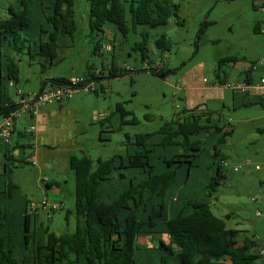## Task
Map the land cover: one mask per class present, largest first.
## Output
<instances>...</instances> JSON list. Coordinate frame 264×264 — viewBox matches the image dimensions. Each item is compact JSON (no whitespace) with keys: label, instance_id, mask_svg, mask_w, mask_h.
I'll return each instance as SVG.
<instances>
[{"label":"trees","instance_id":"obj_1","mask_svg":"<svg viewBox=\"0 0 264 264\" xmlns=\"http://www.w3.org/2000/svg\"><path fill=\"white\" fill-rule=\"evenodd\" d=\"M76 1L16 0V8L7 9V18L0 19L1 90L4 83L18 82L15 56L26 53L31 60L43 58L48 63L57 58L63 48L61 42L71 40L77 31ZM85 1L91 32L103 33L108 25L123 37L139 32L141 41L135 49L140 51L142 62L148 52L145 28L165 26L177 10L172 0ZM155 45L166 50L165 35ZM99 50L95 45L92 54ZM121 64H109L107 80L134 72L124 70ZM162 67L148 71L163 78L170 71ZM90 68L87 74L93 75L95 70ZM67 80L51 82L59 85ZM252 104L247 101L242 106ZM13 107L12 102L1 101L0 117ZM116 108L121 119L127 116L121 105ZM209 129L216 162L212 160L205 168L211 169L212 176L204 188L213 191L224 179L225 161L218 154L219 146L232 129L224 131L225 125L220 126L211 111L187 110L163 123L158 131L137 135L135 142H128L135 148L130 154L98 158L94 167L87 156L69 157L68 167L74 173V208L65 219L73 214L75 228L61 235L38 222L43 210L30 213L32 201L23 197L13 182L14 169L29 163L6 154L10 167L4 163L0 168V264H253L260 255L251 253L246 242L239 245L237 231L227 228L206 200L193 199L185 190L190 170L196 167L206 143L196 138ZM218 133L223 134L219 139ZM185 169L186 173L182 171ZM42 182L45 190L48 180ZM55 203L57 208H49V212L63 208L61 202ZM44 212L49 222L50 214L47 209ZM141 238L155 239L157 245L140 244Z\"/></svg>","mask_w":264,"mask_h":264},{"label":"rangeland","instance_id":"obj_2","mask_svg":"<svg viewBox=\"0 0 264 264\" xmlns=\"http://www.w3.org/2000/svg\"><path fill=\"white\" fill-rule=\"evenodd\" d=\"M261 1L172 0L177 10L172 12L167 24L145 28L148 52L142 62L140 51L135 49V44L141 41L139 32H130L123 37L113 25H108L103 33L91 32L88 4L85 0H77L74 9L77 31L71 42L67 38L71 45L66 54L85 53L96 67L101 61L109 63L113 59L134 72L110 79L104 94L79 92L72 95L70 102H74L78 111L77 125L83 131L79 134V151L75 152V156H87L94 167L98 158L105 160L115 154H130L135 148L128 142H135L137 135L154 133L163 123L181 117L187 111V103L180 84L182 77L189 72L198 69L199 78L206 81L205 85L216 80V73L221 78L227 74V83L240 78L236 67L221 63L218 71V63L226 56L246 58L242 57L245 51L250 58L258 54L263 35L254 31V25L257 20L258 23L263 22L261 6L256 7ZM16 6V0H0V19L7 18V9ZM161 35L166 37V50H160L155 45ZM100 38L103 46L107 49L109 46L110 51H102V56L98 57L92 51ZM15 59L18 89L23 93L38 92L41 72L38 62L43 58L31 60L25 53L15 56ZM154 67L170 72L161 78L148 71ZM143 68H147L146 71H141ZM3 85L0 94L2 92L14 98L15 88L9 84L6 86V83ZM117 104L127 113L124 117L126 123L120 125V131L115 126L119 115ZM207 111L217 114L215 118H219L220 126L225 125L224 131L232 129L219 146L218 154L225 161L224 179L213 191L204 188L208 177L212 176L211 169L205 168L212 160L216 162L212 147L214 141H207L203 144L196 167L190 170L185 190L193 199L206 200L213 213L225 221L226 227L237 231V241L240 244L246 242L251 253L260 255L253 264H264V255L260 254H264V133L259 131L264 125V111L258 105H234L229 90H225L223 105L218 101L209 102ZM102 114L111 120V130L100 131V127L108 126V121L102 124ZM98 135L101 139L97 138ZM222 136L221 133L217 135L218 139ZM198 139L204 143L203 136H198ZM182 171L186 173V169ZM13 172V182L21 195L34 204L45 199L42 191L45 177L58 183L59 195L52 196L57 198L54 202H62L63 208L49 212V201L53 199L48 193L47 211L51 219L48 222L47 212L42 211L39 212L38 222L48 226L49 231L56 235L72 233L74 216L69 214L67 219L65 216L74 208V173L71 170L55 171L52 175L45 170L39 173L31 164L17 167ZM161 238L166 240V236ZM138 242L148 247L157 245V241L150 238H141Z\"/></svg>","mask_w":264,"mask_h":264},{"label":"crops","instance_id":"obj_3","mask_svg":"<svg viewBox=\"0 0 264 264\" xmlns=\"http://www.w3.org/2000/svg\"><path fill=\"white\" fill-rule=\"evenodd\" d=\"M261 5H264V0H262L256 7L259 8ZM254 31L260 34L258 20L255 22ZM65 42H67V40H65ZM102 42L103 41L101 38L98 39L96 46L103 52L108 53L110 51V47L108 46V49L105 48L106 46H103ZM263 43L264 39H262L260 50L254 58H250L247 51H245L246 53L242 54V57H246L243 59L235 58V56H226L221 58V61H225L224 63H229L231 68H237L240 78H237L236 81H243L246 79H248L250 82L257 81L260 75V69L259 67L251 68L250 64L258 61L262 54ZM69 45L71 44L68 42H61V46L63 48L58 53L57 58L52 60L51 63H48L44 59L38 62L41 68L39 90L52 85L51 80L53 79H69L75 76L86 75L89 71L88 66H91V72L93 70L100 71L103 78L105 79L104 85L108 84L109 80L106 79L107 69L109 68V64L114 60L111 59L109 63H104L101 61L100 66L96 67L94 63L89 62V57L85 53L76 52L75 54L67 55L65 51L69 48ZM101 50L97 51V55H94L101 57ZM220 69L221 65H218V71H220ZM182 78L183 79L182 84H180V88L185 92L187 110L196 109V112L200 110L207 111L208 103L213 101H218L222 105L224 104L225 90L228 89L223 88L222 85L227 83V74L221 78L220 75L216 73V80L208 85L204 84L206 81L200 80L198 69L185 74ZM232 98L234 105L236 106H242L247 101H251L253 104L250 106L258 105L262 109L259 101L255 98L249 99L235 95L233 93ZM70 100L71 99L59 105L43 107L40 109L38 115L35 118H24L19 120L18 123L16 122L17 124L15 133L8 145L0 144V168L4 165V163H7V165L10 167V162H8L5 158V155L7 154L9 157H18L20 160L23 158L29 164L31 161H33L34 164L31 163V165L35 166L39 173H43L45 170L47 173L52 175L55 171L70 170L68 167V159L71 156H75L76 151H79V134L83 133V131L77 125L78 122L76 121L78 111L75 108L74 102H70ZM1 101H4L5 103L10 101L13 103L16 101L15 94L14 98H10V96L2 94L1 92L0 102ZM98 115H100V112H98ZM216 115L217 114L212 112V116L215 117ZM100 117L102 124L108 121V126H106V128L105 126L104 128L100 127V131L111 130V120H108V117H105V114H102ZM123 122L124 118L121 119L118 115V121L115 124L116 128L118 129L117 131H120V125H122ZM30 125L36 126V131L33 138H30L27 133V128ZM259 131L264 133V125L259 128ZM211 133L212 130L209 129V131L206 130L201 132L199 136H203L204 142H207L213 140L211 139ZM97 138L101 139V136L98 135ZM196 139H198V137ZM21 146H24L25 148H22ZM45 179L47 178L45 177ZM204 186H206V184ZM58 189V183L50 178L48 180V188L43 190L42 187L43 194L47 193L46 195L48 196V193H51V199H53L50 200L51 202H54V199H57L52 195H59ZM44 191H46V193ZM238 244L241 245L239 242Z\"/></svg>","mask_w":264,"mask_h":264},{"label":"built area","instance_id":"obj_4","mask_svg":"<svg viewBox=\"0 0 264 264\" xmlns=\"http://www.w3.org/2000/svg\"><path fill=\"white\" fill-rule=\"evenodd\" d=\"M260 11L263 14V22L259 23V32L263 35L264 39V5H261ZM102 54V50L100 51ZM251 68L259 67L260 75L256 82L250 81H236L232 83L223 84V88L230 90L233 94L246 98H255L260 102L264 110V43L262 54L258 61L250 64ZM121 68L130 71L125 64H121ZM100 71H94L93 75H80L69 78L65 83L59 85H50L41 88L36 93H23L17 87V82L10 81L9 85L15 88L16 101L12 103L13 108L9 109L7 113L0 117V143L7 144L10 142L18 120L24 118H35L40 109L46 106L59 105L69 100L73 94L79 92L98 94L106 93L107 87L104 85V78ZM36 131L35 125H30L27 132L32 133L34 136ZM34 164L33 161H31ZM225 166V163H223ZM236 170V168L234 169ZM48 198L46 197L38 204L32 202L29 207L30 213L40 208L41 210L47 209ZM50 208H57L55 202H51ZM62 206L61 204L59 207ZM261 256L264 255L262 252Z\"/></svg>","mask_w":264,"mask_h":264},{"label":"bare ground","instance_id":"obj_5","mask_svg":"<svg viewBox=\"0 0 264 264\" xmlns=\"http://www.w3.org/2000/svg\"><path fill=\"white\" fill-rule=\"evenodd\" d=\"M58 201H60V200H58Z\"/></svg>","mask_w":264,"mask_h":264}]
</instances>
